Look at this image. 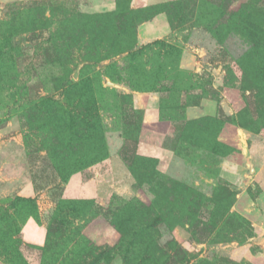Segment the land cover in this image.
<instances>
[{"label": "rangeland", "instance_id": "1", "mask_svg": "<svg viewBox=\"0 0 264 264\" xmlns=\"http://www.w3.org/2000/svg\"><path fill=\"white\" fill-rule=\"evenodd\" d=\"M0 264H264V0H0Z\"/></svg>", "mask_w": 264, "mask_h": 264}, {"label": "crops", "instance_id": "2", "mask_svg": "<svg viewBox=\"0 0 264 264\" xmlns=\"http://www.w3.org/2000/svg\"><path fill=\"white\" fill-rule=\"evenodd\" d=\"M161 21L163 22V25L160 24ZM164 22L165 21L161 16L154 17L150 22L142 25L139 28V38L148 40L151 38L158 37L161 33H164L165 31Z\"/></svg>", "mask_w": 264, "mask_h": 264}]
</instances>
